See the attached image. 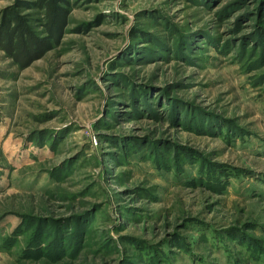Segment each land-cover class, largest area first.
I'll list each match as a JSON object with an SVG mask.
<instances>
[{
  "label": "rangeland",
  "instance_id": "rangeland-1",
  "mask_svg": "<svg viewBox=\"0 0 264 264\" xmlns=\"http://www.w3.org/2000/svg\"><path fill=\"white\" fill-rule=\"evenodd\" d=\"M70 2L0 49V264H264V0Z\"/></svg>",
  "mask_w": 264,
  "mask_h": 264
},
{
  "label": "trees",
  "instance_id": "trees-1",
  "mask_svg": "<svg viewBox=\"0 0 264 264\" xmlns=\"http://www.w3.org/2000/svg\"><path fill=\"white\" fill-rule=\"evenodd\" d=\"M70 15V0H15L0 11V49L29 67L61 44Z\"/></svg>",
  "mask_w": 264,
  "mask_h": 264
}]
</instances>
